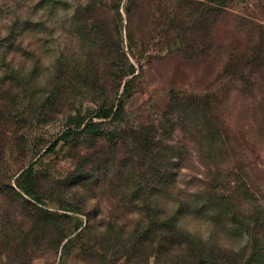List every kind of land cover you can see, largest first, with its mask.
<instances>
[{"label":"rangeland","instance_id":"rangeland-1","mask_svg":"<svg viewBox=\"0 0 264 264\" xmlns=\"http://www.w3.org/2000/svg\"><path fill=\"white\" fill-rule=\"evenodd\" d=\"M0 38H8L0 85L9 91L1 93L0 184L15 185L33 168L47 207L69 217L59 246L33 238L10 243L7 228L31 231L33 220L0 196V264H136L114 250L90 251L99 247L90 234L78 237L88 212L97 226L118 215L107 197L77 212L78 202L51 193L52 183L83 165L113 163L115 134L163 137L174 130L173 144L184 148L179 179L191 187L205 169L169 106L209 94L230 137L228 175L244 180L247 210L261 209L263 217L232 234L204 222L189 228L217 240L238 262L259 245L264 261V0H0ZM8 73L14 81L4 85ZM120 99L125 109L118 120L101 122L98 133L85 131V118Z\"/></svg>","mask_w":264,"mask_h":264},{"label":"trees","instance_id":"trees-1","mask_svg":"<svg viewBox=\"0 0 264 264\" xmlns=\"http://www.w3.org/2000/svg\"><path fill=\"white\" fill-rule=\"evenodd\" d=\"M81 12L82 9L77 16ZM15 32L14 27L9 37ZM7 40L0 38L3 67L7 63L1 47ZM8 74L1 78L4 85L14 81L12 74ZM62 78V73H57L56 82H62ZM4 87L0 85V125L6 115L1 93L9 92ZM215 108L211 94L196 100H174L169 106L170 117L180 122L183 136L195 143L200 164L205 169L203 178L196 177L191 187L185 188L179 179L184 148L173 144L174 130L172 134L165 130L163 137L143 132L115 134L111 151L115 156L113 163L103 159L90 169L83 165L68 180L52 183V194L78 202L79 207L73 208L77 212H85L88 204L98 197H107L113 203L111 207L118 215L113 216V213L111 219L114 217V220L105 225L97 226L96 217L89 212L86 216L87 223L78 237L84 233L94 236L99 247L89 248L90 251L107 254L114 250V256L126 257L136 264H149L152 259L156 264H264L259 245L248 259L238 262L217 240H205L189 228L191 222H204L221 233L232 234L252 224H261L263 217L261 209L253 214L247 210L251 198L244 180H233L228 175L230 171L224 162L230 157V137ZM124 109L122 99L101 107L84 119L85 131L100 132L101 122L118 120ZM185 117H188L187 125H184ZM232 183L236 184L234 189ZM41 189L40 177L33 168L24 172L15 185L0 184V196L11 197L10 202L20 207L22 215L33 220L31 231L30 228H7L5 237L10 243L33 238L41 244L59 246L66 238L64 223L69 217L51 211ZM128 217H133L130 222Z\"/></svg>","mask_w":264,"mask_h":264},{"label":"clouds","instance_id":"clouds-1","mask_svg":"<svg viewBox=\"0 0 264 264\" xmlns=\"http://www.w3.org/2000/svg\"><path fill=\"white\" fill-rule=\"evenodd\" d=\"M203 238H204L205 240H207V235L205 234V235L203 236Z\"/></svg>","mask_w":264,"mask_h":264}]
</instances>
